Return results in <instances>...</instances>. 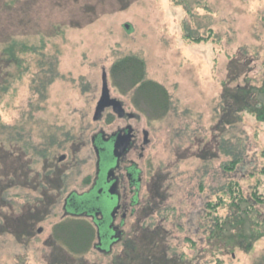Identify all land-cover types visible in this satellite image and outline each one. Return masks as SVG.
<instances>
[{
	"label": "rangeland",
	"instance_id": "1",
	"mask_svg": "<svg viewBox=\"0 0 264 264\" xmlns=\"http://www.w3.org/2000/svg\"><path fill=\"white\" fill-rule=\"evenodd\" d=\"M0 22L1 32L12 31L35 43L48 41L47 52L54 53L57 46L62 74L48 86L46 102L34 93L32 74L12 86L0 100V115L7 126L0 131V143L4 141L10 150L14 145L24 149L29 139L39 146L50 141L57 131L71 132L73 140L67 148L51 151L52 156L68 155L66 169L72 167L68 190L87 189L85 179H93L96 172L92 136L100 130L111 133L114 128L109 121L112 116L100 122L93 119L105 71L111 94L124 100L130 111L134 110L130 96L122 95L111 80L110 68L118 58L130 54L142 57L146 61V77L164 85L172 96V109L167 116L152 115L157 118L150 122L152 116L147 115L149 118L143 116L133 122L149 129L152 141L142 158L138 159L137 152L131 154L142 170L144 185L140 204L122 226L121 239L109 246L108 254L92 246L83 254H72V261L110 264L114 256L123 252V242L135 234L136 226L162 225L170 233L171 252L194 258L196 264H264V238L253 249L239 245L227 248L217 260L220 252L209 244V226L214 223L206 206L216 200L227 180L237 177L222 168L232 155L220 151L227 148L223 141L241 140V146L236 145L241 148L235 150L245 159L246 169L240 167L241 175H250L257 166L264 165V97L255 115L245 113L244 120L235 128L229 126L223 133L215 128L221 105L241 92L232 103L245 106L248 102L242 100L251 95L247 88L240 91L234 87L244 83L245 75H239L232 85L225 84L230 68L237 75L239 68L244 69L243 60L249 58L252 84L260 87L264 83V0H0ZM185 22L189 24L186 31ZM62 26L64 34L50 36L53 29ZM209 30L215 32L214 40L198 43L194 39L207 35ZM263 92L260 87L259 93ZM9 127H17L22 134L18 133L12 141L16 132ZM247 143L251 147L246 153ZM217 149L218 156L209 160L198 155ZM18 154L23 162H31L34 170L42 171L41 160L31 161L20 151ZM110 165L111 161L106 159L104 169L108 171ZM161 175L167 178L162 180ZM161 182L167 197L163 203L155 198L161 194ZM244 188L247 195L251 193V183L244 184ZM127 191L131 200L133 194L130 189ZM11 192L16 213L30 207L40 195L39 190L21 186ZM59 194L54 215L37 224L31 244L15 246L12 235H0V264H52L56 254L48 244L55 225L64 218L67 196ZM221 212L226 214L225 210ZM94 232L90 238L96 244V229Z\"/></svg>",
	"mask_w": 264,
	"mask_h": 264
},
{
	"label": "trees",
	"instance_id": "2",
	"mask_svg": "<svg viewBox=\"0 0 264 264\" xmlns=\"http://www.w3.org/2000/svg\"><path fill=\"white\" fill-rule=\"evenodd\" d=\"M11 2L13 3V1ZM5 5L4 9L7 8ZM187 11L190 12L189 5ZM184 25V31L188 30L189 24L185 22ZM62 29L63 26L53 29L50 36H61L64 34ZM8 33L0 30V36H2L0 37V100L24 76L32 74L34 93L38 95L39 100L46 102L48 86L60 78V50L55 46L56 51L50 53L46 50L48 41L42 39L39 43H35L24 39L25 37L22 35L17 37L12 31H8ZM5 35L7 36L5 37ZM187 35L189 38L192 37V33ZM214 38H216V34L213 30H209L207 35L194 37L198 43L214 40ZM243 62L245 63L244 69L239 68L237 75L230 68L229 80L225 84L232 85L239 75H245L244 83L234 87L240 91L247 88L251 95L242 100L248 102L245 106H239L232 103V99L237 101L241 94L236 91L237 97L232 95L231 99L220 106L221 109L217 114L218 123L215 128H218L222 133L226 132L229 126L233 129L240 124L244 120L245 113L255 115L258 108L261 107L264 97V92L259 93L260 87L261 91L264 90V83L260 87L252 84V79L248 74L253 69L252 60L247 58ZM234 68L238 69V65ZM110 76L113 86L122 94L131 95L137 107L146 113L145 116L153 115L163 118L170 113L172 109L171 94L164 85L146 77V61L139 55L130 54L118 58L110 68ZM242 101L238 103L241 104ZM157 117H153V119ZM6 127L0 115V131L7 129ZM11 129L16 132V136L11 138L13 141L17 139L20 131L17 127ZM16 142L18 143V141ZM222 143L227 148L221 145L223 148L220 151L232 154L231 159L224 163L222 168L225 172L234 173L237 177L227 180L224 186L219 189L216 200L210 201L206 205L214 223L209 226V239L212 240L209 244H212L220 252L217 260L227 248L239 245L244 249H253L255 243L264 238V165L257 166L255 171L250 172V175H241L240 167L246 169L244 155L235 153L237 148H241L238 147L241 146V140L238 139V143H234L230 139ZM237 144L238 146H236ZM247 144L246 153L251 147L250 143ZM207 147L212 148L210 145ZM21 150L24 149H21L20 146L17 148L14 145L10 150L4 141L0 143V235H12L15 239V246L31 244V240L37 233V224L54 215L55 206L61 195L59 193H62L63 188L60 184L55 183L56 181L51 176L52 171L43 173L40 195L30 207H25L22 212L16 213V203L11 191L23 185L24 182L21 179L24 167V176L28 186L35 189L34 185L30 184V162H23L20 159L18 153L20 151L23 155ZM240 152L243 151L240 150ZM198 155L202 160H209L218 156V149L215 151L205 150L199 152ZM261 157L264 159V148L261 149ZM55 163L56 158H53L49 163H46V166L50 167ZM160 177L163 180L167 178V175ZM249 183H251L252 189L251 193L247 195L244 184ZM162 185L161 182L158 187L161 194L155 196L156 199H160V203L167 199L165 192H162ZM156 207L158 209V206ZM64 210V218L55 225V230L50 237V245L48 244V246H52V250L56 254L52 258V264H76L70 259L72 254H83L92 246H96L98 249L100 247L99 243H93L94 238L93 240L90 238L95 233V227L92 222L85 221L84 215L79 214L82 210L76 211L74 208ZM221 210H225L226 214H222ZM136 227L135 234L123 242V252L119 256H114L110 264H196L194 258H183L177 253H172L168 243L170 233L164 226ZM101 247L107 254L110 252L109 246L102 245ZM19 257L22 259L21 255ZM81 264H85V262L82 261Z\"/></svg>",
	"mask_w": 264,
	"mask_h": 264
},
{
	"label": "flooded vegetation",
	"instance_id": "3",
	"mask_svg": "<svg viewBox=\"0 0 264 264\" xmlns=\"http://www.w3.org/2000/svg\"><path fill=\"white\" fill-rule=\"evenodd\" d=\"M105 78L109 84L107 74ZM103 85L104 79L102 89ZM111 96L122 102L125 110L124 115L120 116L114 107L110 106L104 110L99 120H95L93 117L96 122H100L105 117L112 116L110 123L114 128L111 133L100 130L92 136L91 144L96 157V172L93 179H91L92 177L85 179L84 185L87 186L86 190L82 192L68 190L72 175L69 172L72 167L68 170L66 169L68 155L58 153V155L54 154L52 156L51 153L52 149H57L58 151L57 147L61 149L68 147V144L73 140L71 132L57 131L52 135L50 141L40 143L39 146L29 139L28 143H24V150H22L23 156L29 157H27L28 160L33 161L37 158V161L41 160L43 167L42 171L39 172L32 168V163L30 162V169L32 168L31 170L29 169L30 184H33L35 189L29 188L27 179L24 176V167L21 179L24 183L21 187L23 189L40 191L43 173L52 171L51 176L56 181L55 183L57 185L60 184L63 187L62 192L67 194L64 198V209L74 208L76 211L82 210L79 214L84 215L86 219H92L91 222L96 229L100 250H102V245L107 244V246H110L121 239L124 233L122 226L125 225L128 216L133 213L134 207L140 204V193L144 185L143 173L135 158L131 157V154L137 152L139 154L138 159L142 158L145 149L152 141L149 129L140 128L133 123L134 121L141 120V117L146 114L137 107L133 97L131 95H124L130 96V102L134 108L133 111H130L124 100L112 94ZM100 98L97 101L96 109ZM151 119L153 120V118H149L148 120L151 122ZM116 120H119L117 126L115 125ZM60 135L62 136L61 138H59ZM71 146L73 145L71 144ZM31 154L33 155L30 156ZM55 157L56 163L47 167L46 163H49ZM62 157L64 158L62 159ZM106 159L111 161L108 171L103 166ZM127 189H130V193L133 194L131 200H128ZM88 196H90V199H87ZM42 231L43 229L40 228L39 232Z\"/></svg>",
	"mask_w": 264,
	"mask_h": 264
},
{
	"label": "water",
	"instance_id": "4",
	"mask_svg": "<svg viewBox=\"0 0 264 264\" xmlns=\"http://www.w3.org/2000/svg\"><path fill=\"white\" fill-rule=\"evenodd\" d=\"M126 28H129V25H127ZM104 75L106 76V73H104ZM105 76L103 78L104 79V85H103V89H102V95H101V98H100L99 103L97 105L96 113L94 116L95 120H99L102 117L104 110L110 106H113L115 111L120 116H123L124 111H125L123 108L122 102L115 99V98H112L111 91L109 88V84L107 83V79L105 78ZM63 158L64 157H62V159Z\"/></svg>",
	"mask_w": 264,
	"mask_h": 264
}]
</instances>
